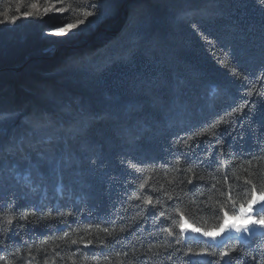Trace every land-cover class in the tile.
I'll list each match as a JSON object with an SVG mask.
<instances>
[{
  "label": "trees",
  "instance_id": "trees-1",
  "mask_svg": "<svg viewBox=\"0 0 264 264\" xmlns=\"http://www.w3.org/2000/svg\"><path fill=\"white\" fill-rule=\"evenodd\" d=\"M88 3L0 0L5 147L27 132L37 148L96 162L65 172L62 182H41L35 153L29 163L5 151L0 242L7 250L0 256L12 264H256V255L264 264V235L214 244L185 239L179 228L185 217L202 231L218 230L225 213L248 207L245 181L257 184V195L264 189V79H256L264 74V0H117L97 30L104 36L51 50L48 35L95 12ZM97 114L107 119L94 120ZM194 133L190 148L181 142L169 155L178 136ZM184 152L222 163L197 166ZM39 172L47 175L48 166ZM33 209L42 211L29 216L32 226L19 227L26 223L19 216ZM41 218L51 227L37 224Z\"/></svg>",
  "mask_w": 264,
  "mask_h": 264
},
{
  "label": "snow or ice",
  "instance_id": "snow-or-ice-1",
  "mask_svg": "<svg viewBox=\"0 0 264 264\" xmlns=\"http://www.w3.org/2000/svg\"><path fill=\"white\" fill-rule=\"evenodd\" d=\"M117 4V0H89L88 3V7L91 9H94V11H86L85 12V19L82 20H78L76 23H68L65 21V26H61L59 27L58 31L61 33H64L68 30V34L67 36H65L63 39L65 42L67 43H76L79 40H82L86 37V34L89 30H93L92 29V25L93 23H103L107 17L111 16L114 11H115V7ZM25 15H28V13H25ZM95 17V20L93 21L92 18ZM12 22L15 23L16 17H12L11 18ZM4 21L0 20V23H3ZM77 24L81 25L82 27H80L79 29H77ZM247 79V78H245ZM257 81L259 82L260 80L264 79V74L258 76ZM16 114L12 113L9 114V118H13ZM0 119H3V117H0ZM94 120H104L107 119L106 116L101 115V114H97L93 116ZM25 128H27V125H25ZM199 133H194L192 136H189L188 139H184L183 137H177L176 142L172 145V148L170 149L169 155H175L181 147V142L188 148H190L191 146L188 145V140L190 139H195L196 136H198ZM28 140V145L27 147H25V143L24 141ZM220 141H217V143H219ZM198 146V145H197ZM7 151V153L9 155H20L24 160L29 161V163H31V159H32V153H35L38 156V161L37 164L34 165V167L37 168V174L40 177L41 182L47 180V179H54L56 181H60L62 182L64 179V173L70 170H80L83 168V166L85 164L89 165V166H94L95 165V160H84L82 156L80 155H76L73 154L71 152H66L64 150H58V151H49L47 149L44 148H37L35 147L32 142H31V137L29 136V134L26 132L24 134V136H21L20 139L18 140L17 137L14 135L12 137L9 138L8 143H7V147H5V141H4V132H3V126L0 125V156L3 155V153ZM264 151V150H262ZM220 156H223V149L219 150ZM182 155H184L185 157V161L186 162H192V163H196L197 166H211L214 163H222V161H205V160H198V161H193L192 159V155L190 152H184L182 153ZM255 158V157H253ZM169 161L165 160L164 163H168ZM179 159L177 158L175 160V163H179ZM43 163L46 164L48 166V173L47 175L40 173L39 172V165ZM126 168L131 169L132 170V175L133 177H135L136 175V168L135 165L125 159L124 161L121 162ZM137 163L139 164H148V163H157L156 160H141V161H137ZM248 163H251V160L248 161ZM226 177V174H225ZM25 180H29L30 176H26L24 177ZM187 183L191 184L192 181L188 180ZM246 184L250 185V189H249V194H248V199L246 201V203L249 206V209L253 212L252 215V219H253V228L256 225L262 226L264 227V189H261L260 191V200L257 201L256 199V195H257V184L254 183L251 180H247L245 181ZM142 187V186H141ZM213 187H215V185H213ZM231 188V186H230ZM137 199H142V197H137ZM176 201L177 203L181 202V198L180 197H176ZM146 203L148 205H153V197L151 195L147 196V200ZM254 204H257L258 207L255 209H252V206ZM153 208H155V205H153ZM12 211H19L15 205L11 206ZM41 209H33L30 213H24L22 215L19 216V220H23L26 223L25 224H19V227H31L32 226V221L29 219V216H36L37 212H41ZM177 211H179V209L177 208ZM235 211V210H234ZM4 214V210L0 209V215ZM48 215L51 217V210L48 211ZM62 215L58 210H57V216ZM67 215H72V213H68ZM160 216H164V212L161 211L159 213ZM182 215V214H181ZM225 216H227V213L224 214ZM53 219H55V217H52ZM8 224L11 225L13 223L12 219L9 218L8 219ZM58 222H62L66 225V227L71 228V225L67 223L66 220L63 221H58ZM76 222V221H73ZM37 224H39L42 227H51V225L45 224L43 223L42 218L40 220L37 221ZM187 224V221H182L179 224V228L181 233H183L185 231V225ZM219 227L221 228V230H224L225 225L224 224H220ZM123 231V229H121ZM166 231H168L169 233L172 232V228H167L165 229ZM103 231L105 233H109L110 234V228L109 227H104ZM193 232H200L199 228H194L192 230ZM230 231H235L236 233H249L252 231V228H249L247 226H245L243 229H241L240 227L237 226H233L232 229ZM201 235L205 236V237H211L212 233L210 231H204L203 233H201ZM68 236V231H64L63 232V236L61 237V239H63L64 237ZM180 241L177 240V243H179ZM77 241L76 240H72V244H76ZM89 244L92 243V241H88ZM7 250V245H3L2 242H0V251H6ZM29 252H31V248L29 247L28 249ZM203 251V250H202ZM189 252H191V249H189ZM124 255H127V253H123ZM10 255L12 257H15L17 255V252H11ZM194 255H199V253H196ZM207 255L209 257L214 256L213 253H207ZM228 253H222L221 254V258L223 256H227ZM108 257L105 256V259H107ZM261 259H264V255H262ZM251 260L256 262V264H260V261L257 259L256 255H252L251 256ZM0 261H5V264H12V261L8 259L7 256H0ZM189 264H192V262L190 261ZM208 264H218L217 261L209 259ZM224 264H229L228 261H225Z\"/></svg>",
  "mask_w": 264,
  "mask_h": 264
},
{
  "label": "rangeland",
  "instance_id": "rangeland-1",
  "mask_svg": "<svg viewBox=\"0 0 264 264\" xmlns=\"http://www.w3.org/2000/svg\"><path fill=\"white\" fill-rule=\"evenodd\" d=\"M102 23H93L92 25V29L93 30H89L86 34L87 36H90L91 34L97 33L98 28L101 26ZM77 29H79L80 27H82L81 25H76ZM71 31V30H68ZM68 31L61 33V32H56V33H52L48 35V39L53 43V46L51 48V50H56L57 48H59L61 45H76L79 41H77L76 43H67L64 41V37L67 36ZM104 36V34H99L97 37H102ZM85 47H83V51ZM72 51H76V49H72L71 53L69 52V56L70 54H72ZM257 201L260 200V195L256 196ZM258 205L254 204L252 206V209L257 208ZM252 215L253 212L249 209L248 207H244L241 208L239 213L236 215H227L224 219V230L222 231L221 228L218 230H214V231H210L212 233L211 237H205L203 235H201V233H203L204 231L200 230L199 233L197 232H193L192 230L194 228H196L193 224H191L185 217H182V221H187V224L185 225V231L182 233L183 237L185 239H195V240H199V239H204L210 243H214V244H220L224 241H226L227 239H238L240 241H250L255 235H264V227L256 225L253 228V219H252ZM237 226L240 227L241 229H243L245 226L252 228V231L249 233H236L235 231H230L232 229L233 226Z\"/></svg>",
  "mask_w": 264,
  "mask_h": 264
},
{
  "label": "water",
  "instance_id": "water-1",
  "mask_svg": "<svg viewBox=\"0 0 264 264\" xmlns=\"http://www.w3.org/2000/svg\"><path fill=\"white\" fill-rule=\"evenodd\" d=\"M103 32H104V30H103V31H100V30H99V31H97V33H94V34L97 35V34H99V33H103Z\"/></svg>",
  "mask_w": 264,
  "mask_h": 264
}]
</instances>
